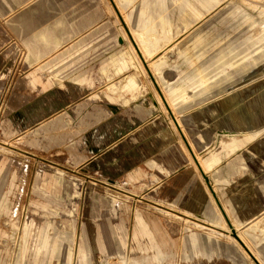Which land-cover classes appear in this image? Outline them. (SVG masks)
I'll return each instance as SVG.
<instances>
[{"label": "rangeland", "instance_id": "1", "mask_svg": "<svg viewBox=\"0 0 264 264\" xmlns=\"http://www.w3.org/2000/svg\"><path fill=\"white\" fill-rule=\"evenodd\" d=\"M205 1L0 0V264H264V0Z\"/></svg>", "mask_w": 264, "mask_h": 264}, {"label": "bare ground", "instance_id": "2", "mask_svg": "<svg viewBox=\"0 0 264 264\" xmlns=\"http://www.w3.org/2000/svg\"><path fill=\"white\" fill-rule=\"evenodd\" d=\"M200 1H202L203 3L206 2L205 0H200ZM160 18L161 19L163 18L162 15H160ZM133 34H134V39L137 41L138 45L144 51V53H152L154 49H152L151 47H153L154 44H155L154 40L160 38L158 35H154V29H153V25L151 23V19H146L145 20L144 26H143V30H141L139 32L135 31ZM34 35L37 37V39H39L41 41H45V40L54 41L55 39H57V36L54 34L53 31H50L49 33H47L45 31H42V30L38 29V30L35 31ZM167 39L168 38H166V40ZM61 47H59V48H61ZM59 48L57 50H59ZM58 52H59V54L63 53V48L61 50H59ZM55 54H57V52ZM64 71H65V69L62 68L60 73H62ZM135 82H136V80H135L134 76H130L129 77V84H133Z\"/></svg>", "mask_w": 264, "mask_h": 264}]
</instances>
